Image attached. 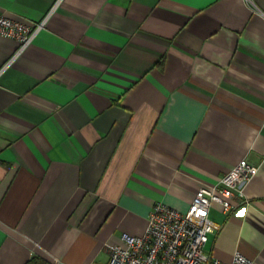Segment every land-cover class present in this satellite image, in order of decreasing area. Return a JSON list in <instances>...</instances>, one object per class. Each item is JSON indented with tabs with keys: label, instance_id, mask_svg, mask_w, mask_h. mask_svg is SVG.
<instances>
[{
	"label": "crops",
	"instance_id": "obj_1",
	"mask_svg": "<svg viewBox=\"0 0 264 264\" xmlns=\"http://www.w3.org/2000/svg\"><path fill=\"white\" fill-rule=\"evenodd\" d=\"M0 264H105L152 205L258 166L204 250L264 264V0H0Z\"/></svg>",
	"mask_w": 264,
	"mask_h": 264
},
{
	"label": "built area",
	"instance_id": "obj_2",
	"mask_svg": "<svg viewBox=\"0 0 264 264\" xmlns=\"http://www.w3.org/2000/svg\"><path fill=\"white\" fill-rule=\"evenodd\" d=\"M46 18L38 21L9 18L0 13V35L18 41L14 58L45 26ZM258 166L246 158L239 159L211 185L199 187L193 193L188 208L179 211L161 201L155 202L142 233L122 232L118 242H105L108 255L105 264H252L241 252L229 262L213 258L205 252L208 233L216 225L209 217L212 203L228 212L235 200H242L244 188L257 173Z\"/></svg>",
	"mask_w": 264,
	"mask_h": 264
},
{
	"label": "trees",
	"instance_id": "obj_3",
	"mask_svg": "<svg viewBox=\"0 0 264 264\" xmlns=\"http://www.w3.org/2000/svg\"><path fill=\"white\" fill-rule=\"evenodd\" d=\"M25 264H52V263L39 256L33 255L25 262Z\"/></svg>",
	"mask_w": 264,
	"mask_h": 264
}]
</instances>
